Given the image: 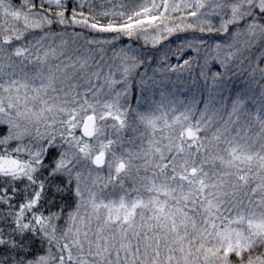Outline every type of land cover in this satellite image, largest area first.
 I'll use <instances>...</instances> for the list:
<instances>
[{
	"label": "snow or ice",
	"instance_id": "1",
	"mask_svg": "<svg viewBox=\"0 0 264 264\" xmlns=\"http://www.w3.org/2000/svg\"><path fill=\"white\" fill-rule=\"evenodd\" d=\"M0 264H264V0H0Z\"/></svg>",
	"mask_w": 264,
	"mask_h": 264
},
{
	"label": "rangeland",
	"instance_id": "2",
	"mask_svg": "<svg viewBox=\"0 0 264 264\" xmlns=\"http://www.w3.org/2000/svg\"><path fill=\"white\" fill-rule=\"evenodd\" d=\"M69 31H71V29H69ZM170 40H171V43H169L168 41H165L164 44L166 46L174 49L176 47V44L178 43V41L176 40L175 37L170 38ZM126 42H127V40H126V38H124V40L121 43H126ZM119 46H120V43L117 44V47H119ZM136 46L139 47V44H137ZM162 54L163 53H161V55ZM188 55H195V53L194 52L188 53ZM185 58H187V57H185ZM177 62L178 61L176 59H173V58L169 59V63H171V64H176ZM173 79H175V77H173ZM132 103H133V107H135V97L132 98ZM106 174H107L106 171L101 172V175H106ZM129 186H131V185L129 184Z\"/></svg>",
	"mask_w": 264,
	"mask_h": 264
},
{
	"label": "trees",
	"instance_id": "3",
	"mask_svg": "<svg viewBox=\"0 0 264 264\" xmlns=\"http://www.w3.org/2000/svg\"><path fill=\"white\" fill-rule=\"evenodd\" d=\"M137 2H140V0H137ZM72 5H70V7H71ZM69 203H70V201H69Z\"/></svg>",
	"mask_w": 264,
	"mask_h": 264
}]
</instances>
